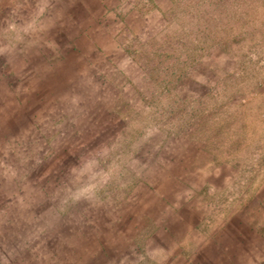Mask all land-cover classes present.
I'll return each mask as SVG.
<instances>
[{
    "label": "rangeland",
    "instance_id": "1",
    "mask_svg": "<svg viewBox=\"0 0 264 264\" xmlns=\"http://www.w3.org/2000/svg\"><path fill=\"white\" fill-rule=\"evenodd\" d=\"M0 0V264H264V0Z\"/></svg>",
    "mask_w": 264,
    "mask_h": 264
},
{
    "label": "trees",
    "instance_id": "2",
    "mask_svg": "<svg viewBox=\"0 0 264 264\" xmlns=\"http://www.w3.org/2000/svg\"><path fill=\"white\" fill-rule=\"evenodd\" d=\"M197 1H198L199 4H203V0H197ZM197 1H196V2H197ZM227 1L229 2L230 0H224V2H227ZM229 3H230V2H229Z\"/></svg>",
    "mask_w": 264,
    "mask_h": 264
}]
</instances>
